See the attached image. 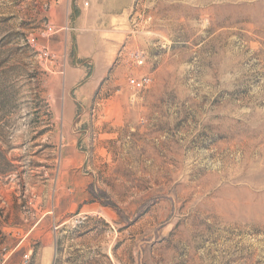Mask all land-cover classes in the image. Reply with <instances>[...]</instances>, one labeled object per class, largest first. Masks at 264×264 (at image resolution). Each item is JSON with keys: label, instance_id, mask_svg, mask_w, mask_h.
I'll return each mask as SVG.
<instances>
[{"label": "rangeland", "instance_id": "obj_1", "mask_svg": "<svg viewBox=\"0 0 264 264\" xmlns=\"http://www.w3.org/2000/svg\"><path fill=\"white\" fill-rule=\"evenodd\" d=\"M130 3L102 74L86 1L0 0V264H264V0Z\"/></svg>", "mask_w": 264, "mask_h": 264}, {"label": "crops", "instance_id": "obj_2", "mask_svg": "<svg viewBox=\"0 0 264 264\" xmlns=\"http://www.w3.org/2000/svg\"><path fill=\"white\" fill-rule=\"evenodd\" d=\"M86 1L87 8L79 7L78 9V15L76 17L77 19V30H84L87 33V35L82 39L80 42L84 48V50L87 51L90 58L94 60L93 57H95L96 53L102 52L103 56L99 58L98 62L93 61V63L100 67L102 74H104V67L108 66V61L104 62V39L97 42L95 39V28L100 25L103 29V35H104V20L105 21H113V23L116 24V19L119 18L123 20V13L126 10L129 3H132V0H128V3L125 0H84ZM130 3V4H131ZM80 10V11H79ZM73 11L69 10V13L71 14ZM105 18V19H104ZM84 19H90L86 23L84 22ZM81 22V23H79ZM108 25V23H107ZM97 44H100L97 45Z\"/></svg>", "mask_w": 264, "mask_h": 264}, {"label": "built area", "instance_id": "obj_3", "mask_svg": "<svg viewBox=\"0 0 264 264\" xmlns=\"http://www.w3.org/2000/svg\"><path fill=\"white\" fill-rule=\"evenodd\" d=\"M53 28H50L49 31L51 32ZM138 61L141 62V57L139 55L134 56ZM151 83V79L149 77H142L140 79H130L129 80V85L138 91H142L146 89Z\"/></svg>", "mask_w": 264, "mask_h": 264}]
</instances>
